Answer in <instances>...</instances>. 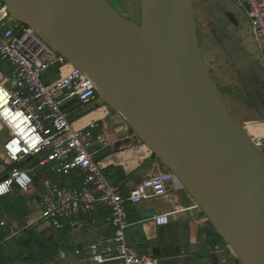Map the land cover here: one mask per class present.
<instances>
[{
    "label": "water",
    "instance_id": "obj_1",
    "mask_svg": "<svg viewBox=\"0 0 264 264\" xmlns=\"http://www.w3.org/2000/svg\"><path fill=\"white\" fill-rule=\"evenodd\" d=\"M3 1L88 75L240 264H264V152L230 114L209 71L193 0H138V22L108 0ZM251 64L264 84V70Z\"/></svg>",
    "mask_w": 264,
    "mask_h": 264
},
{
    "label": "built area",
    "instance_id": "obj_2",
    "mask_svg": "<svg viewBox=\"0 0 264 264\" xmlns=\"http://www.w3.org/2000/svg\"><path fill=\"white\" fill-rule=\"evenodd\" d=\"M250 19L264 58V0H239ZM0 60L10 66V73L0 81V131L4 141L0 149V170L6 178L0 186L7 191L29 193L33 171L48 170L60 174L77 172L83 175V186L47 185L42 193L40 219L55 229L64 224L80 225L75 218L97 205L110 209L108 222L112 235L89 246L86 264H160L152 253H137L129 247L125 230L129 225L125 202L161 197L172 189H182L175 174L168 168L144 177L123 196L104 172L101 162L93 158L91 149L98 121L75 127L64 100L75 98L87 104L98 96L88 75L64 55L53 50L33 29L8 12L0 0ZM55 68L54 75L43 78L45 70ZM62 96V97H60ZM27 157H38L30 167H20ZM154 225H166L165 212L151 217ZM3 224V222L1 223Z\"/></svg>",
    "mask_w": 264,
    "mask_h": 264
},
{
    "label": "crops",
    "instance_id": "obj_3",
    "mask_svg": "<svg viewBox=\"0 0 264 264\" xmlns=\"http://www.w3.org/2000/svg\"><path fill=\"white\" fill-rule=\"evenodd\" d=\"M116 1L121 5L130 6L137 2ZM231 3L238 7L233 11V14H237V38L246 52L254 55L252 59L250 57L251 63L255 61L264 70V58L257 38L239 0H193L195 20L197 22L196 17L199 14L203 18L202 23L213 25V17L219 11L224 12L223 17L226 20L224 15L230 17L231 12L227 7ZM220 6L224 8L220 9ZM6 75L0 71V81ZM249 78L245 84L240 79L244 86L242 89L237 87L238 81L234 80L236 77L230 90L227 83H224L222 88L227 91L226 95L231 96L235 119L240 121L254 142L264 149V84L258 77L253 76L251 82ZM83 106L84 113L71 121L75 127L98 121L99 126L94 130L95 140L91 152L93 158L104 166L109 181L118 187L122 195L125 192L123 196H127L129 189L144 177L163 168L157 157L152 155L122 117L104 102L96 107L88 104ZM72 107L70 105V109ZM0 137L1 149L4 141L2 131ZM32 158H26V161L29 162ZM20 167H30V164ZM44 172L33 171L36 180L29 193L14 190L0 198V264H86L89 246L109 238L113 233V227L107 220L110 209L102 205L78 214L75 218L80 225L77 226L64 224L63 228L55 229L50 223L40 219L43 210L41 195L46 192L48 184L57 187L83 186V175L76 171L62 174L68 177L65 181L55 178L54 174L50 173L52 171ZM2 174L0 170V175ZM178 190L172 189L164 196L143 199L138 203L125 202L129 221L125 234L129 247L137 253H152L159 263L165 257L170 264V256L175 255V249L178 247H174V242L178 240L180 232L184 231L186 237L183 240L195 257L196 264H240L224 241V246L216 241L217 237L221 240L222 238L200 208L195 206L191 197L187 193H177ZM161 212L168 213L170 221L166 225L156 226L151 217ZM213 234L216 239L212 237ZM32 238L39 243L49 242L55 245L54 253L48 260L39 259L42 257L40 247L33 250L39 253V258H35L37 255L30 257L31 248L35 246H32Z\"/></svg>",
    "mask_w": 264,
    "mask_h": 264
},
{
    "label": "rangeland",
    "instance_id": "obj_4",
    "mask_svg": "<svg viewBox=\"0 0 264 264\" xmlns=\"http://www.w3.org/2000/svg\"><path fill=\"white\" fill-rule=\"evenodd\" d=\"M108 1L112 4L114 8H116V10H118L126 18L132 19L137 22L139 21L140 13H139L138 0L135 4L131 6L126 4L121 5L116 0H108ZM219 8L223 9L224 6H220ZM227 8L231 12V14H229L230 17L224 15L225 18H227L226 20L223 17L224 12L219 11L213 17L214 18L213 25L208 22L206 24L202 23L203 18H201L199 14L196 17L197 18L196 24H197V33L199 37V44H200V50L202 56L209 68V71L213 79L215 80L221 91L222 98L225 104L227 105L229 112L234 117L232 111L233 108L231 103L232 100L231 96L226 95L227 91H223L222 86H224V83H227L228 89L230 90L232 88L231 84L233 83V79L236 77L237 79L234 80L238 81L237 87L242 89L243 84L241 83L240 79H242V81H244L245 84V81L248 80L247 78H249L250 76H254L255 78H257V76L255 75V72L253 70L254 67L250 61V57L252 59L254 55L251 52L250 53L246 52V49L237 38L239 37L236 32L237 14H233V13L236 11V8L238 7L231 3L230 5H228ZM235 44L236 45L238 44L237 46L239 47L240 51L241 52L243 51L244 53L238 52L235 48ZM0 66L2 67L3 74L10 73V66L6 61L0 60ZM3 68L5 70H3ZM55 72H56L55 68L47 69L43 73V78L47 79L50 77V75H54ZM217 80L220 81L221 84H219ZM101 103L103 102L97 97L96 99L92 100L87 104L91 107H96ZM63 105L67 107L69 113V119L71 120L82 115L85 110L84 109L85 107L83 106L85 104H81L77 102L75 98L64 100ZM70 105L73 106L71 109H70ZM261 150L264 152L263 148H261ZM37 161H38V157H33L29 161L30 166L34 165V163ZM44 171L49 172L48 170H44ZM50 173L54 174L55 178H59L62 181H65L68 178L67 175H62L55 172H50ZM184 191L185 190L183 189H179L176 192L187 193L186 191L185 192ZM194 204L195 206H198L195 202ZM185 237H186V233L184 231L180 232L178 240L174 242V247L175 246L178 247H176L175 249V253H174L175 255L170 256V264H196L195 257L186 246L185 244L186 242L183 240ZM212 237L216 239V236H214V234ZM216 241L221 246L225 245L223 240H221L218 237ZM160 264H169V262L166 260L165 257H163L160 261ZM226 264H230V263H226Z\"/></svg>",
    "mask_w": 264,
    "mask_h": 264
},
{
    "label": "trees",
    "instance_id": "obj_5",
    "mask_svg": "<svg viewBox=\"0 0 264 264\" xmlns=\"http://www.w3.org/2000/svg\"><path fill=\"white\" fill-rule=\"evenodd\" d=\"M0 71H2V67L0 66ZM231 114V113H230ZM232 115V114H231ZM240 123V122H239ZM153 156H155V154L152 153ZM156 157V156H155ZM29 162L25 160H23L21 163L19 164H16L17 166H26L28 165ZM125 195V192L124 194ZM35 239L32 238V246H34L33 244H35L34 247L31 248V251H30V257L31 258H34L37 254H39L38 252L36 251H33L34 249H36L37 247H40L39 251L41 252L42 254V257L39 258L38 255L35 257V258H39L40 260H48L54 253V247L55 245L52 244V243H39L38 241H34Z\"/></svg>",
    "mask_w": 264,
    "mask_h": 264
},
{
    "label": "clouds",
    "instance_id": "obj_6",
    "mask_svg": "<svg viewBox=\"0 0 264 264\" xmlns=\"http://www.w3.org/2000/svg\"><path fill=\"white\" fill-rule=\"evenodd\" d=\"M8 189L6 186H0V194H3L4 192H6Z\"/></svg>",
    "mask_w": 264,
    "mask_h": 264
},
{
    "label": "bare ground",
    "instance_id": "obj_7",
    "mask_svg": "<svg viewBox=\"0 0 264 264\" xmlns=\"http://www.w3.org/2000/svg\"><path fill=\"white\" fill-rule=\"evenodd\" d=\"M98 112V111H97ZM100 114V113H99Z\"/></svg>",
    "mask_w": 264,
    "mask_h": 264
}]
</instances>
